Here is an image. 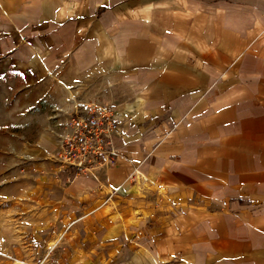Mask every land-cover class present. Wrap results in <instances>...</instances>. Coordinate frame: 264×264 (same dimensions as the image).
I'll list each match as a JSON object with an SVG mask.
<instances>
[{
	"label": "crops",
	"instance_id": "crops-1",
	"mask_svg": "<svg viewBox=\"0 0 264 264\" xmlns=\"http://www.w3.org/2000/svg\"><path fill=\"white\" fill-rule=\"evenodd\" d=\"M94 102L120 156L71 176ZM27 174L99 264H264V0H0V197Z\"/></svg>",
	"mask_w": 264,
	"mask_h": 264
},
{
	"label": "rangeland",
	"instance_id": "rangeland-1",
	"mask_svg": "<svg viewBox=\"0 0 264 264\" xmlns=\"http://www.w3.org/2000/svg\"><path fill=\"white\" fill-rule=\"evenodd\" d=\"M34 181L27 174L12 187L3 185L8 191L0 197V264H64L65 250L82 253V264L101 263L105 248L96 241L98 221L49 220L51 196ZM32 187L34 193L26 191Z\"/></svg>",
	"mask_w": 264,
	"mask_h": 264
},
{
	"label": "built area",
	"instance_id": "built-area-1",
	"mask_svg": "<svg viewBox=\"0 0 264 264\" xmlns=\"http://www.w3.org/2000/svg\"><path fill=\"white\" fill-rule=\"evenodd\" d=\"M119 131L120 122L114 106L94 102L86 111L74 113L58 154L63 171L93 175L103 167L115 164L120 156L116 145ZM135 176L136 172L130 178Z\"/></svg>",
	"mask_w": 264,
	"mask_h": 264
}]
</instances>
